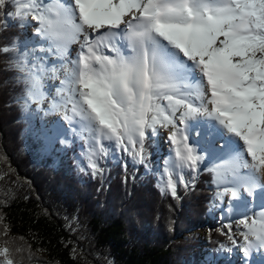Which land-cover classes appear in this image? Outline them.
<instances>
[{"label": "snow or ice", "instance_id": "obj_1", "mask_svg": "<svg viewBox=\"0 0 264 264\" xmlns=\"http://www.w3.org/2000/svg\"><path fill=\"white\" fill-rule=\"evenodd\" d=\"M0 12L36 21V34L47 42L42 53L64 60L79 44L71 66L61 65L59 100L50 107L88 133L93 176L103 173L97 160L106 154L103 141L144 164L146 141L166 129L172 156L159 187L179 199L178 184L188 187L183 170L196 172L205 159L189 142L190 121L197 120L205 138L224 141L222 162L205 169L223 186L217 198L246 206L241 191L264 190V0H0ZM35 52L16 61L26 105L44 102V77L57 71L47 67L48 55ZM238 226L245 254L264 247V205ZM0 264H15L7 247L0 248Z\"/></svg>", "mask_w": 264, "mask_h": 264}, {"label": "trees", "instance_id": "obj_2", "mask_svg": "<svg viewBox=\"0 0 264 264\" xmlns=\"http://www.w3.org/2000/svg\"><path fill=\"white\" fill-rule=\"evenodd\" d=\"M4 12L0 47L12 50L0 53V248H9L15 264H207L203 251L217 258L222 245L242 241L239 222L216 224L209 216L220 191L210 167L182 172L188 187L178 184L175 199L154 174L153 138L144 164L103 141V173L93 176L70 131L47 137L43 110L25 104L27 85L16 67L21 53L40 49L30 39L31 18Z\"/></svg>", "mask_w": 264, "mask_h": 264}, {"label": "bare ground", "instance_id": "obj_3", "mask_svg": "<svg viewBox=\"0 0 264 264\" xmlns=\"http://www.w3.org/2000/svg\"><path fill=\"white\" fill-rule=\"evenodd\" d=\"M40 39L44 41L41 37ZM44 43H45V47H47V42L44 41ZM78 50H79L78 43L71 44L69 46L67 56L64 60H60L54 55L43 53V55H48L47 67L51 68L52 64H54L55 61H59L56 65L60 66L59 78L53 79L51 76L48 75L49 73H47L46 76L44 77V85H45L44 90L47 93V95L52 94L51 97L48 99V108L45 114L46 115V126H51V129L49 130V134H52L55 136L58 135V137L63 136V134L67 131L68 127H74L75 130H81L80 125L77 124L75 121L70 122L64 118L63 111L54 110L50 107L54 99L57 101L59 100V97L56 94V90L61 87V81L64 79V72H65V67H62L61 65H66L67 67H70L71 66L70 63H67V62L74 60L76 58ZM106 54H112V53L107 52L106 50ZM49 86L51 87V89H49ZM202 124H203L202 121H197V120L190 121L189 142L191 140V136H193V133L196 131L195 136H197L198 138L197 140L191 141V143L196 145L197 151L200 154L204 155V157H207L208 160L213 159L215 164H219L222 162V160L218 159L217 157L220 156L223 151L224 141L223 140H212L211 138H205L203 134ZM194 126L196 127L195 131H193ZM197 132L201 133V135H197ZM83 139L87 141L88 143L86 145V148H89L92 146L91 141L88 139L87 132H83ZM166 142L168 143L167 144L168 153L165 155V158L162 164V169L160 172H162L164 168L165 161L168 160L170 156H172L170 141L167 139ZM260 190L261 189H257L255 193L251 196L248 193L241 191L242 199L247 201L246 206L240 200L233 201L231 200L230 196H225V198L227 199L225 203L227 204V208H229L230 214L232 216L242 215L243 212H245V209L247 208V206H251L252 209L258 210L261 205H264V190H262V192H260ZM219 204L221 205L222 203L218 202L217 205L219 206ZM232 252L235 253L236 256H239V257L241 256L243 261L246 264H250V261H252L254 258H256V261L254 264H264V247H253L250 249V251L247 254L243 252L242 247H240L239 250H232Z\"/></svg>", "mask_w": 264, "mask_h": 264}, {"label": "rangeland", "instance_id": "obj_4", "mask_svg": "<svg viewBox=\"0 0 264 264\" xmlns=\"http://www.w3.org/2000/svg\"><path fill=\"white\" fill-rule=\"evenodd\" d=\"M46 2V0H45ZM30 24L33 25V32L30 31L29 29V34H30V39L39 44L40 45V48L41 47H45V43L44 41H42L40 39V37L36 34L35 32V29L36 27L38 26L36 21L30 19ZM32 32V33H31ZM37 56H43V53L40 52V50H38V52L36 53ZM59 61H55L53 65L56 66L57 68V71L55 73H50L49 72V76H51L53 79L55 78H59V75H60V66L59 65H56ZM48 86V84H47ZM48 88V87H46ZM49 89H51V87L49 86ZM52 94H49L45 97V100L42 104H35V103H31L32 106L34 108L36 107H40L43 111H42V119H41V122H40V125L42 127V129L45 131V134L47 137H51V138H62L64 137V135L66 134V132L63 134V136H55V135H52V134H49V130L51 129V126H46V110L48 108V99L51 97ZM195 126L193 127V131H195ZM192 129V128H191ZM67 130H70L71 134H72V137H74L76 139V141L79 143L81 149L83 150V154H84V161L87 163V152H88V148H86V145L88 144L87 141H85L83 139V132L81 130H75L74 127H68ZM198 133V132H197ZM51 135V136H50ZM168 135V130L166 129H160L158 134L155 136V137H150V138H153L155 141H154V145H153V149H154V152L156 151V153H160L159 155V165L158 167H156V169L154 170V174L156 175V178L159 180L160 178V171L162 169V164H163V161H164V158H165V155L168 153V150H167V142L166 140L168 139L167 136ZM196 135V131L193 133V136H191V140H190V143L191 141H194V140H197V136ZM112 144H114V142L111 141ZM202 149V148H201ZM217 149V148H216ZM209 161V162H208ZM214 161L213 159L212 160H208L207 157H205L204 161L202 162L201 165H206L210 168H212L214 166ZM149 168V167H147ZM186 169L183 170V172H185ZM213 183H214V176H213ZM215 184V183H214ZM216 185V184H215ZM217 186V185H216ZM221 188L223 186H220ZM260 192H262V190H260ZM226 198L224 197L223 200L217 198H215V202L214 204L212 205L210 211L208 212L209 213V216L214 219L215 223H223L224 220H228V222H239L241 220V218L245 215L247 216H251L252 213L254 211H257L256 209H252L251 206H247V208L245 209V212H243L242 215H236V216H232L230 214V211H229V208H227V204L225 203L226 202ZM218 202L222 203L221 205L219 204V206L217 205ZM225 204V206H224ZM231 220V221H229ZM238 224V223H237ZM202 232V230L199 231V234ZM242 245V241L240 243H237L235 246L233 247H229V246H223L221 249H220V254L218 255V257H214L211 253L206 252V251H203L204 254L202 255V260L204 261V263H211V262H214V264H246L242 257L240 256H236L235 253L232 252V250H239L240 247ZM205 250V249H204ZM256 261V258H254L252 261H250V264H254Z\"/></svg>", "mask_w": 264, "mask_h": 264}]
</instances>
